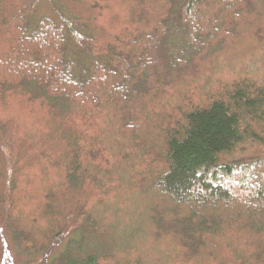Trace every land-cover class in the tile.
I'll list each match as a JSON object with an SVG mask.
<instances>
[{
  "label": "trees",
  "instance_id": "trees-1",
  "mask_svg": "<svg viewBox=\"0 0 264 264\" xmlns=\"http://www.w3.org/2000/svg\"><path fill=\"white\" fill-rule=\"evenodd\" d=\"M50 7L58 21L0 0V217L15 249L45 256L71 227L44 264H264V0ZM244 39L259 43L242 57ZM221 63L223 80L191 86Z\"/></svg>",
  "mask_w": 264,
  "mask_h": 264
},
{
  "label": "rangeland",
  "instance_id": "rangeland-1",
  "mask_svg": "<svg viewBox=\"0 0 264 264\" xmlns=\"http://www.w3.org/2000/svg\"><path fill=\"white\" fill-rule=\"evenodd\" d=\"M36 7H37V16L38 15H46V16H50L51 18H53L54 20L58 21L57 16H55L52 11H51V7H50V0H36ZM115 12V11H113ZM259 43V41H250V40H242L240 42H236L237 47L236 49H233L234 52H236V55H241L242 57H245V53L244 50H246L247 47H253V49L257 48V44ZM253 44V46H252ZM241 53V54H240ZM246 60H244L243 63L244 67L246 64L245 63ZM220 64V63H219ZM229 64H223L221 63V66L219 65L217 68H215L212 72L211 70L206 72L201 79L199 78L197 81H194L193 84L191 85L192 87L197 86L199 89H202V85L204 84L206 78L209 77V80L211 81H217V80H223V78H225V76H227L229 74L228 71V67ZM237 68V67H236ZM239 68V67H238ZM241 68V67H240ZM215 85V84H214ZM190 86V87H191ZM197 94L201 95L200 92H198ZM201 97V96H200ZM183 98V95H176V99L174 101H180ZM201 101V99L199 100ZM21 116V115H20ZM1 118H6V116L4 115H0V119ZM109 126H111V121H107L105 120L104 123V127L102 130H107V128H109ZM104 132V131H103ZM33 175L35 180L38 179V171H33ZM32 175V176H33ZM226 184H228V181H225ZM22 185H20L21 188ZM35 188V187H34ZM119 204L120 202H122V205L124 207H120L119 209V213L126 215L128 218H130V216L134 213H136L134 210L135 209H131V205L135 206V208H139L140 204H139V200L138 198L136 199V197L134 198V196L127 194L126 196L120 197L118 199ZM112 206H115V201H113ZM93 207V206H92ZM91 207V204L87 207V210L91 209V211H93V208ZM28 208V207H27ZM96 211V210H95ZM3 229V225H2V220L0 217V255H1V260L3 264H44L45 261L47 260L48 256L53 255V253H55L56 251L59 250V248L61 247V245L63 244L64 240L66 239V237L68 236V234L70 233V229L71 227H69L66 232L62 235V237H58L56 240H53L49 250L45 253V256L40 255V256H28L26 254L20 253L18 252L15 247L13 246V244H11L10 239L7 237L6 233ZM189 264H199L195 262H189Z\"/></svg>",
  "mask_w": 264,
  "mask_h": 264
}]
</instances>
